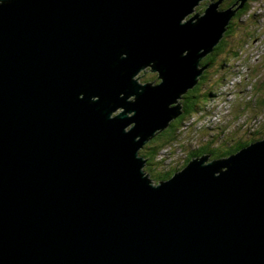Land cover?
<instances>
[{
    "label": "water",
    "instance_id": "water-1",
    "mask_svg": "<svg viewBox=\"0 0 264 264\" xmlns=\"http://www.w3.org/2000/svg\"><path fill=\"white\" fill-rule=\"evenodd\" d=\"M198 2L0 0V264H264V138L140 155L247 0Z\"/></svg>",
    "mask_w": 264,
    "mask_h": 264
},
{
    "label": "rangeland",
    "instance_id": "rangeland-1",
    "mask_svg": "<svg viewBox=\"0 0 264 264\" xmlns=\"http://www.w3.org/2000/svg\"><path fill=\"white\" fill-rule=\"evenodd\" d=\"M209 2H211V0H199V2L193 6L196 11L190 12L186 16V19L194 17L198 12H205L207 10V5L210 6L212 3L217 4L219 9L227 10L233 8L232 5L228 3V0H214L211 4H208ZM248 3V8L240 17L237 16V13L235 16L230 17V21L235 24L234 30L236 31H233L232 27L228 28L229 32H231L228 41H230V43L243 44L244 47L239 51L231 64L232 68L230 72L232 74L229 72L227 73L225 82L223 83V91L221 94L216 93L212 99L208 100L204 106L205 108H202V111L192 113L191 115L180 114L172 120V122L180 123L177 132L181 133L182 137L179 135L178 139L172 143L171 140H169L159 150V153L155 155L153 161L157 164L152 167L155 168V172H158L160 166H162L161 164L165 162H169L173 167L177 166V158H181L185 150L184 145L187 140L186 138L194 134L196 136V130L202 127V123L208 126L209 122L213 120V127L217 129L216 132L220 129L219 133L232 137V139L227 142L229 146L235 145L241 138H245L246 140L251 139L250 141L254 140L253 138H260V135H254V133H256L253 131L255 128L251 130L252 133L250 134L244 133L241 128L243 126H248L249 121L256 116L257 112L253 111L255 106L261 110L259 112L261 116L257 123H262L258 128L264 123V105L261 103V100L264 101V0H252ZM246 23H252V25L247 26ZM249 32L255 34V40L251 41L249 36H247ZM205 64L201 66L204 67ZM218 67L217 61L210 66V69L204 67V73L199 76V80L203 75L207 86L215 88L217 82H219L224 73L227 72L223 70L217 71ZM146 70V72L142 70L136 77H140L139 80H145V78H147V81H152L156 84L158 82L157 73L148 72V67ZM214 81L217 82L215 83ZM186 95L187 93L182 94L181 98H177V103L173 105L178 106L179 103L183 104ZM250 101H254L253 104H251ZM180 117L184 118L180 119ZM237 122H240L242 126L237 124ZM167 129L168 128L159 133H163ZM239 129H241L240 133L243 132V134L239 135ZM256 130L258 131L257 128ZM151 140L145 143V145ZM248 144L249 141L245 146Z\"/></svg>",
    "mask_w": 264,
    "mask_h": 264
},
{
    "label": "trees",
    "instance_id": "trees-1",
    "mask_svg": "<svg viewBox=\"0 0 264 264\" xmlns=\"http://www.w3.org/2000/svg\"><path fill=\"white\" fill-rule=\"evenodd\" d=\"M249 1H252V0H247V2L245 3V7H244L245 9L248 8V6H249L248 2ZM233 2L235 3V2H237V0H228V3H233ZM245 9L238 10L237 16L240 17L244 13ZM234 26H235L234 22L230 21L228 28H231V27L234 28ZM230 33L231 32H229V30H227L226 33L224 34V37L222 38V40L214 47L213 52L210 53L209 55H207L201 61V65L206 63L208 66L207 68H209V69H210V66L215 61H217V64L219 66L217 71L223 70L224 72L225 71H227V72L224 73V75L221 77V80L219 82L214 81L215 83L217 82V86L215 88L211 87V86H207L206 80L204 79V76L202 75V77L198 81L197 85L187 92V95H186L184 102L182 104V114L191 115L192 113H195L196 111L203 110L205 108L204 106L208 102V99L210 96L214 97V95H216V93L221 94V92L223 91V89H224L223 83L225 82V77H226L227 73L229 72L230 74H232L230 72V70L232 68L231 64L235 60V57L239 53V51L244 47L243 44L230 43V41H228V38L230 37ZM247 36H249L251 41L255 40V34L254 33L249 32V33H247ZM141 81L146 82L147 78H145V80H141ZM253 102L254 101H250L251 104H253ZM261 103H263L262 105H264V101L261 100ZM253 111L257 112L258 114L256 113V116L253 117L249 121L248 126L249 125H256L259 127L262 122H260V123H257V122H258L259 117L261 116L259 114V112L261 110L255 106ZM183 118L184 117H180V119H183ZM237 124L242 126V124L240 122H237ZM178 125H180V123L174 122V121L171 122L166 131H164L163 133L157 134L140 151L141 156L144 159H146V161H147L146 166H145V172L149 176V178L154 182H158V181L172 177L175 173L182 170L189 162V160H188L184 164H182V165L179 164L178 166H174V167L169 164V171H167V172H170V173H168L169 175L163 174V173L160 174L158 172H155V168H152L157 164L153 161V158L155 157L156 154L159 153V150L163 147V145L165 143H167L169 140H171V143H172L173 141L178 139L179 134H180L179 132H177ZM255 132L256 133H254V135L257 134V135H260V138H263L264 137V123L261 125V127L258 129V131L256 130ZM203 134H205V133H203ZM231 139H232L231 136H226V135L221 134L219 139L218 138L213 139V140L209 141L208 143L206 141V142H203L204 144L201 145L200 147H198L196 149L192 148L190 150L191 151L190 154H192L193 156H198V155H201L202 153H209L212 155V158H223V157H227V156L231 155L233 152L237 151L238 149H241L243 147V145L245 146L248 143V141L245 138H241L240 140H238L236 142L235 145L229 146V145H227V142H228V140H231ZM253 139L257 140V138H253ZM240 143H242V144H240ZM209 145H211V146H209ZM207 147H211V148L208 149Z\"/></svg>",
    "mask_w": 264,
    "mask_h": 264
},
{
    "label": "built area",
    "instance_id": "built-area-1",
    "mask_svg": "<svg viewBox=\"0 0 264 264\" xmlns=\"http://www.w3.org/2000/svg\"><path fill=\"white\" fill-rule=\"evenodd\" d=\"M179 151V150H178ZM182 157H184V153L182 154ZM163 162V160H162ZM161 162V163H162ZM171 163V162H170ZM162 166H160V171L167 173V171H169V162H165L161 164Z\"/></svg>",
    "mask_w": 264,
    "mask_h": 264
},
{
    "label": "bare ground",
    "instance_id": "bare-ground-1",
    "mask_svg": "<svg viewBox=\"0 0 264 264\" xmlns=\"http://www.w3.org/2000/svg\"><path fill=\"white\" fill-rule=\"evenodd\" d=\"M203 1H205V0H203ZM214 0H211V2H213ZM211 2H209L208 4H211ZM213 5V4H212ZM221 10H224V9H221ZM196 11V9H194V12ZM204 67L205 68H207L208 66H207V64L206 65H204ZM155 73H157V72H155ZM238 85V84H237ZM239 86V85H238ZM238 89V88H237Z\"/></svg>",
    "mask_w": 264,
    "mask_h": 264
},
{
    "label": "flooded vegetation",
    "instance_id": "flooded-vegetation-1",
    "mask_svg": "<svg viewBox=\"0 0 264 264\" xmlns=\"http://www.w3.org/2000/svg\"><path fill=\"white\" fill-rule=\"evenodd\" d=\"M235 3H236V2H235ZM230 4L233 5L234 2H233V3H230ZM244 7H245V6H244ZM244 7L242 8V10L245 9ZM245 10H246V9H245ZM244 12H245V11H244ZM234 28H235V26H234ZM234 28H233V31H236V30H234ZM250 140H251V139H247V141H250ZM240 144H242V143H240Z\"/></svg>",
    "mask_w": 264,
    "mask_h": 264
}]
</instances>
